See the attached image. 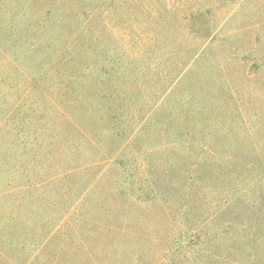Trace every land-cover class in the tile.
I'll return each instance as SVG.
<instances>
[{"label":"rangeland","instance_id":"obj_1","mask_svg":"<svg viewBox=\"0 0 264 264\" xmlns=\"http://www.w3.org/2000/svg\"><path fill=\"white\" fill-rule=\"evenodd\" d=\"M0 264H264V0H0Z\"/></svg>","mask_w":264,"mask_h":264}]
</instances>
